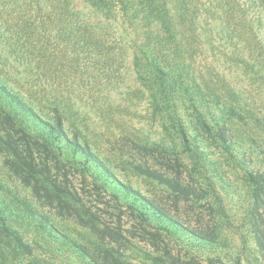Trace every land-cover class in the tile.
Wrapping results in <instances>:
<instances>
[{"label": "rangeland", "instance_id": "1", "mask_svg": "<svg viewBox=\"0 0 264 264\" xmlns=\"http://www.w3.org/2000/svg\"><path fill=\"white\" fill-rule=\"evenodd\" d=\"M112 1L114 13L106 18L87 6L88 0H68L80 10V17L107 25L109 38L116 40L112 48L116 72L110 80L105 76L104 57L81 49V64L91 63L90 68L71 77L73 81L65 92L64 85L59 86L58 81L34 77L35 69L19 62L11 49L2 48V38L0 67L13 81V78L21 81L19 90L51 119L55 114L51 94L61 92L63 103L77 113L83 138L107 160L121 181L170 209L192 228L205 232L212 229L219 235L215 245L191 243L188 239L176 241L165 234L154 236V228L142 224L141 218L118 204L92 177L67 167L65 173L70 186L78 192L85 207L102 224L123 235L119 248L124 260L132 264H157L152 257L160 256L167 264H264V255L252 231L253 202L245 175V169L262 167L263 142L238 135L233 143L223 144L216 135L205 133L201 144H195L199 147L195 158L196 151L186 150L175 136L170 113L154 110L151 91L138 77L131 47L134 40L144 41L149 32L152 47L168 54L177 49L173 43L166 44V35L159 30L155 6L158 1H164L173 18L181 23L178 37L190 74L201 82L208 80L212 88L220 91L234 88L264 123V3L261 0H154L153 4L138 5V0H132L131 16H126L118 1ZM4 5L6 10L2 13ZM10 8L8 0H0V18ZM81 75L91 79L96 75L94 87L90 88L87 82L78 84ZM187 112L181 105L179 115L192 130ZM144 154L149 157V164L169 176L176 174L177 162H181L184 182L197 188L199 197L177 202L169 187L132 169V162L142 159ZM7 157V151L0 146V194L12 206L19 207L21 200L28 201L61 232L91 249L112 241L103 242L91 227L59 214L57 209L37 199L31 187L10 170ZM60 178L63 180L65 176L62 174ZM30 241L34 245L33 255L19 252L13 242L0 239V264H88L52 239L38 237L37 241Z\"/></svg>", "mask_w": 264, "mask_h": 264}, {"label": "trees", "instance_id": "2", "mask_svg": "<svg viewBox=\"0 0 264 264\" xmlns=\"http://www.w3.org/2000/svg\"><path fill=\"white\" fill-rule=\"evenodd\" d=\"M117 1L124 15L131 16L132 0ZM153 1L138 0V5L153 4ZM261 1L264 3V0ZM88 2L87 6L103 13L106 18L114 13L112 0ZM8 4L11 5L10 12L0 18L2 48L11 49L19 57V62L29 65L31 70L35 69L33 76L37 79L58 81L59 86L64 85L62 90L66 92L73 81L70 78L90 68L91 63L85 66L81 64V49L90 54V51H95L104 57L106 78L110 80L115 74V52H112V48L116 40L109 38L107 25L80 17V10L68 0H8ZM155 8L159 30L166 35V44L173 43L177 49L168 54L166 50L152 47L151 33L146 32L144 41L134 40L131 43L133 59L140 81L151 91L154 110L170 113L169 117L174 120L172 127L179 143L188 151H196L193 154L195 158L199 149L195 144H201V137L205 139V133L216 135L223 144L233 143L238 135H246V139L254 142L261 139L264 144V123L246 106L234 88L227 87L220 91L212 88L208 80L201 82L190 74V65L181 52L178 37L181 23L173 18L164 1H158ZM1 10L4 13L6 6ZM91 69L95 70V66ZM93 77L81 75L77 83L87 82L93 88L97 76ZM13 79L15 81L7 76L1 66L0 146L8 153V167L31 187L34 196L44 204L54 207L63 216L73 217L80 224L91 227L103 242L112 239L107 242L108 245L91 249L61 232L47 215L28 201L21 200L22 206L14 207L0 194L1 237L13 242L16 250L33 255L34 245L30 239L37 241L41 237L62 244L88 264H132L123 259L119 248L123 235L108 224H102L100 218L85 207L78 192L70 186L65 173L67 167L92 177L96 185L118 204L141 218L142 224L154 228V236L165 234L176 241L188 239L191 243L204 245L219 242L216 231L192 228L170 209L121 181L107 160L92 148L89 140L83 138L77 113L63 103L61 92L59 95L56 91L55 95L51 94L52 109L55 111L51 119L39 112L19 90L21 81ZM181 105L188 111L192 130L186 127L179 115ZM262 152V167L245 169V175L253 202L250 212L252 231L264 255V149ZM144 155L142 159L132 162V169L169 187L177 202L199 197L197 188L184 182L181 162H177L176 170L173 164L170 165L176 174L169 176L149 164V157ZM197 167H200L199 164ZM62 174L65 176L63 180L60 178ZM152 260L157 264H167L160 256H153Z\"/></svg>", "mask_w": 264, "mask_h": 264}]
</instances>
